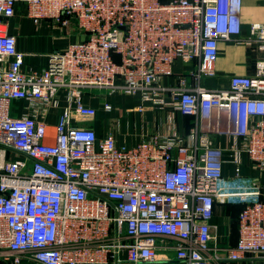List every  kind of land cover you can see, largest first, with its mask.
Returning <instances> with one entry per match:
<instances>
[{"label":"built area","instance_id":"obj_1","mask_svg":"<svg viewBox=\"0 0 264 264\" xmlns=\"http://www.w3.org/2000/svg\"><path fill=\"white\" fill-rule=\"evenodd\" d=\"M18 5L35 25L46 20L77 39L25 69L9 32ZM241 8L242 0H0V264L264 261V182L242 173L264 174V22L241 35ZM220 41L263 55L252 73L212 87ZM93 90L168 108V127L132 144L98 136L85 124L97 114L83 100ZM173 113L190 119L182 133ZM225 202L243 203L233 247L220 246L211 222Z\"/></svg>","mask_w":264,"mask_h":264},{"label":"crops","instance_id":"obj_2","mask_svg":"<svg viewBox=\"0 0 264 264\" xmlns=\"http://www.w3.org/2000/svg\"><path fill=\"white\" fill-rule=\"evenodd\" d=\"M169 1V0H162ZM16 15L11 19L9 32L16 37V45L19 50L26 53L24 68H41L48 63V56L51 52L62 50L77 39L76 34L70 30L65 35L60 34L61 30L51 27L46 20L35 25L31 19L26 17L24 6L18 5ZM255 22H264V0H242L241 8V35H249L250 25ZM219 56L216 61V77L206 80L208 86H227L228 77L234 74H250L254 70L256 57H261V52L253 51L243 44L234 42H219ZM185 66L180 60L174 65V71L180 72ZM163 82L168 84L171 79L163 77ZM84 103L96 109V115L85 124L91 125L98 136L108 132L114 133L117 143L132 144L138 140L140 134L162 133L168 127V116L170 109L161 110L152 106L149 102L143 103L137 96L120 93H106L99 96L88 92L84 94ZM110 107L105 108L104 103ZM64 104V102L62 103ZM144 105L142 112L137 107ZM179 132L184 131V126L189 123L188 117L173 113ZM55 118L50 117L51 124ZM233 165L226 162L224 175L228 176L233 172ZM242 173L249 178L258 179L264 182V174L254 168L242 167ZM230 203H216L212 224L217 226L216 235L220 246L233 247L236 241V226L234 223L235 212L231 211ZM213 264H264V261L254 258L243 260H222Z\"/></svg>","mask_w":264,"mask_h":264},{"label":"trees","instance_id":"obj_3","mask_svg":"<svg viewBox=\"0 0 264 264\" xmlns=\"http://www.w3.org/2000/svg\"><path fill=\"white\" fill-rule=\"evenodd\" d=\"M231 207H232L231 211L235 212L234 223H235V226H237V215H238V212L242 209L243 203L242 202L241 203H233V204H231Z\"/></svg>","mask_w":264,"mask_h":264},{"label":"rangeland","instance_id":"obj_4","mask_svg":"<svg viewBox=\"0 0 264 264\" xmlns=\"http://www.w3.org/2000/svg\"><path fill=\"white\" fill-rule=\"evenodd\" d=\"M60 34L65 35V31L60 32ZM93 93L99 96L106 95V91H103V90H93ZM50 139H51V130L47 134V140H50Z\"/></svg>","mask_w":264,"mask_h":264}]
</instances>
